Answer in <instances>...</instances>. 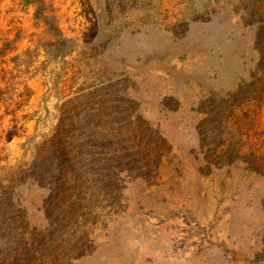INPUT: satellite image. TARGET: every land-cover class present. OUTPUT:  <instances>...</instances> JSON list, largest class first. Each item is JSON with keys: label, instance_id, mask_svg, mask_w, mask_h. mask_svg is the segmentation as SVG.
Wrapping results in <instances>:
<instances>
[{"label": "rangeland", "instance_id": "1", "mask_svg": "<svg viewBox=\"0 0 264 264\" xmlns=\"http://www.w3.org/2000/svg\"><path fill=\"white\" fill-rule=\"evenodd\" d=\"M0 264H264V0H0Z\"/></svg>", "mask_w": 264, "mask_h": 264}]
</instances>
